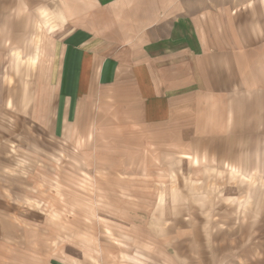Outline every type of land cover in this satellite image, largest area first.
<instances>
[{"label":"crops","instance_id":"0c3cea01","mask_svg":"<svg viewBox=\"0 0 264 264\" xmlns=\"http://www.w3.org/2000/svg\"><path fill=\"white\" fill-rule=\"evenodd\" d=\"M40 7L53 29L16 119L52 148L38 144L31 160L55 169L69 151L87 168L116 162L117 179L133 183L130 211L146 216L123 244L149 264H172L194 227L168 221L178 213L168 206L171 183L199 179L205 159L248 165L249 150L263 149L250 139L264 131V0L20 3L23 12ZM32 229L0 219V264H77L46 255Z\"/></svg>","mask_w":264,"mask_h":264},{"label":"rangeland","instance_id":"374dc122","mask_svg":"<svg viewBox=\"0 0 264 264\" xmlns=\"http://www.w3.org/2000/svg\"><path fill=\"white\" fill-rule=\"evenodd\" d=\"M20 3L0 0V219L28 222L29 236L50 257L77 264H149L139 249L123 244L136 233L132 224L146 216L130 211L134 199L126 187L133 183L117 179L116 162L87 168L69 151H62L55 169L52 160L45 166L31 160L41 157L38 144L51 149L52 141L17 121L16 107L30 98L32 66L53 25L47 8L23 12ZM250 140L263 147L249 150L250 164L230 167L205 159L199 179L188 175L171 183L168 206L178 213H168V221L181 218L194 227L185 243L173 247L172 264H264V131ZM182 168L187 173L191 167Z\"/></svg>","mask_w":264,"mask_h":264},{"label":"bare ground","instance_id":"6f19581e","mask_svg":"<svg viewBox=\"0 0 264 264\" xmlns=\"http://www.w3.org/2000/svg\"><path fill=\"white\" fill-rule=\"evenodd\" d=\"M123 256H128V255H123ZM121 258H123V257H121ZM125 258V257H124ZM134 260V259H133Z\"/></svg>","mask_w":264,"mask_h":264}]
</instances>
